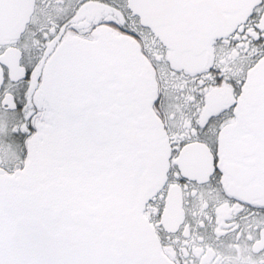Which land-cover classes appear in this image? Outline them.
Segmentation results:
<instances>
[{
    "label": "snow or ice",
    "instance_id": "6c2138e0",
    "mask_svg": "<svg viewBox=\"0 0 264 264\" xmlns=\"http://www.w3.org/2000/svg\"><path fill=\"white\" fill-rule=\"evenodd\" d=\"M0 264H264V0H0Z\"/></svg>",
    "mask_w": 264,
    "mask_h": 264
}]
</instances>
